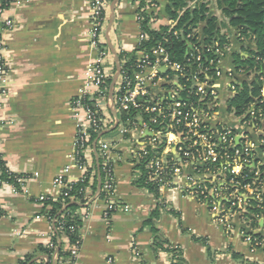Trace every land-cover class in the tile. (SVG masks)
<instances>
[{
	"label": "crops",
	"instance_id": "obj_1",
	"mask_svg": "<svg viewBox=\"0 0 264 264\" xmlns=\"http://www.w3.org/2000/svg\"><path fill=\"white\" fill-rule=\"evenodd\" d=\"M113 2L108 6L102 37L110 50L108 72L115 68L110 74L112 82L117 62L111 46L117 54L132 53L141 32L138 5L133 0H119L112 21ZM150 3L158 5L154 12L160 18L153 30L170 27L166 13L169 0H146L147 5ZM202 3L209 8L208 17L217 19L220 37L230 42L219 59L224 76L218 84V111L211 124L231 130L236 140L262 139L264 120L254 131L245 124L248 112L237 117L228 107L234 97L231 84H241L248 76L236 71L234 55L254 50V39L241 38L218 0H191L188 7ZM91 9L90 0H11L10 7L0 15L3 55L9 70L7 92L0 97V151L12 172L29 176L27 194H16L8 186L0 189V264H19L27 256L35 257L31 264L48 263L38 248L52 244L53 225L43 215L44 204L39 198L59 197L61 190L55 186L58 176L64 175L69 184L83 177L74 158L78 122L72 116L71 103L88 86L89 69L96 57L89 42ZM8 19L13 22L12 29L6 28ZM231 72L236 74L233 82L228 78ZM250 108L254 110L255 106ZM112 113L115 116L113 108ZM112 128L115 130L107 139L119 141L110 155L114 163L113 200L127 210L107 221L104 211L108 201L95 196L87 209L79 210L83 226L76 261L54 259L56 252L52 264H171V253L155 248L154 228L181 251L187 264H264V250L253 252L242 235L244 231L264 235V218L255 227L239 216L221 224L210 206L186 196L177 187L160 189L174 213L162 210L160 218L149 224L157 198L136 186L133 144L121 136L117 125ZM257 160L264 166L263 153L257 152ZM184 172L192 174V168L187 166ZM64 249L70 252V244L65 242Z\"/></svg>",
	"mask_w": 264,
	"mask_h": 264
},
{
	"label": "built area",
	"instance_id": "obj_2",
	"mask_svg": "<svg viewBox=\"0 0 264 264\" xmlns=\"http://www.w3.org/2000/svg\"><path fill=\"white\" fill-rule=\"evenodd\" d=\"M110 1L90 0L92 9L89 42L96 51V57L89 69L88 86L71 103L72 116L78 122L74 158L76 166L83 171L81 179L93 166L91 159L83 163L80 157V154L89 155L92 152L88 146L90 132L102 133L117 125L116 129L120 130L121 136L128 137L133 144L131 153L134 165L135 162L146 158L149 150L154 152L149 162L151 180L158 181L166 178L168 176L166 170H170V181L165 182L160 189L177 187L186 196L207 204L217 214V221L221 224L226 225L235 216L249 221L245 217L248 207V200L245 198L263 203L264 181L257 187L251 185L239 187L238 184V187L233 189L235 182L231 180L228 183L226 173L239 177L245 167L249 166L256 170L255 176H260L264 166L258 163L257 152L264 154V138L255 140L246 137L237 142L231 130L224 126L213 127L211 124V120L215 118L218 111V84L224 76L218 65L225 49H220L216 45L218 59L212 60L208 67L199 63L197 69L194 70L196 65L194 53L189 55L186 63H177L171 60L164 45L159 44L148 53L138 54L132 78L126 77L123 83L122 95L115 100L113 90V99H110L111 96L107 97L106 87L110 78L107 65L110 54L102 40ZM156 10H158V5L155 3L146 5L142 10L147 14L154 13L147 25L152 30L153 26L160 22L159 15L154 12ZM137 19L141 26L138 45L140 46L148 40V35L143 28L144 18L139 12H137ZM169 20L170 29H172L177 23L175 20ZM5 25L7 29H12V20H6ZM156 31L160 32V29ZM3 50L4 45L0 41V97L7 92L9 73ZM200 60L201 56L198 55L196 61L200 62ZM235 75V72H231L228 78L233 82ZM181 78H186L190 84L182 83ZM239 85L238 82L231 84L234 95ZM120 91L116 89V92ZM191 95L198 98L196 103L191 104ZM89 102L92 103V107L88 106ZM106 105L111 106L117 116L105 117ZM132 109L140 114L150 115L149 121L140 116L134 121L129 120L122 123L118 115ZM262 120H264V113L257 112L256 108L254 110L250 108L245 124L257 131ZM152 125L157 127L153 128ZM219 128L222 130L220 131ZM118 142L105 137L97 140L98 156L103 159L104 165L108 166L106 168L107 181L104 186L106 192L115 191L114 163L110 160V155ZM227 146L231 148L242 146L244 153L236 150L232 156L225 152L222 154V148L225 149ZM171 154L173 156H170ZM218 163L221 164L220 168L215 165ZM206 165H212V168L209 167L201 172L199 168ZM187 166L192 168V174H185L184 168ZM28 181L29 178L19 179L20 189L12 185L5 184L4 186L11 187L16 194H27ZM207 184L210 188H207ZM55 186L61 190L59 196L64 195L67 199H73L69 194L71 184L66 181L64 175L55 179ZM46 197L41 196L39 201L43 203ZM261 208L264 211V206ZM124 210L127 208L116 203L112 193L104 211V218L110 221L113 216L111 212L115 211L116 214ZM261 218H264V214ZM242 235L253 252L259 249L264 250V238L257 237L252 231H244ZM79 248V243L70 245L69 260L71 263L76 261ZM54 259H57V254L54 255Z\"/></svg>",
	"mask_w": 264,
	"mask_h": 264
},
{
	"label": "trees",
	"instance_id": "obj_3",
	"mask_svg": "<svg viewBox=\"0 0 264 264\" xmlns=\"http://www.w3.org/2000/svg\"><path fill=\"white\" fill-rule=\"evenodd\" d=\"M133 1L138 5L140 16L144 18L143 28L148 35V40L138 46L132 53L118 52L121 73L115 88V100L122 95L123 83L126 77L130 79L132 78L139 57L138 54L141 52L148 53L152 48L159 44H163L167 49L171 60L181 64L186 63L189 55L194 53V62H196V65L193 69L196 70L199 63L208 67L212 60L218 59L216 45L224 50L230 44L229 40L220 37L217 19L208 17L209 8L205 3L197 5L194 8H189L188 6L191 0H169L166 13L168 17L175 20L177 24L172 29H170V27H162L160 32H158L147 26L149 19L152 17L151 15H154V13L147 14L144 11L142 12L147 5L146 0ZM10 5L11 0H0V15L7 10ZM218 5L224 15L229 18L230 24L239 30L241 38H252L255 42L254 50H245V55H234L236 71H244L248 76L246 80L241 82L237 88L236 94L229 101V111L237 117H243L247 114L250 107L254 105L257 112L261 111L264 113V98L262 96V90L264 89V0H218ZM202 23H205V26L201 27L200 25ZM198 29L201 30L200 33L196 32ZM104 45L108 49L106 44ZM108 51L110 54L109 49ZM198 55L201 56L200 62L196 61ZM112 73H115L114 67ZM181 81L182 83L186 82L187 84H190V82H187L186 78H181ZM111 82L112 75H110L106 85L107 97H110L109 90ZM116 89H120L121 91L116 92ZM197 100L198 98L195 95H191V104L196 103ZM88 106L92 107V103L89 102ZM105 110L107 111L105 112V117H113L110 106L106 105ZM118 116L122 123H126L129 120L134 121V119H138L140 116L146 121H149L150 119V115L144 113L140 114V112L133 109L128 112H121ZM152 127L156 128L157 126L152 125ZM219 130L221 131L222 129L219 128ZM100 134L101 132L91 131L88 146L92 152L89 155L84 153L80 154L83 163L91 159L93 166L89 169L83 179L71 184V191L69 194L73 199H67L64 195H61L58 198L47 196L46 200L43 202V215L47 217L53 225L52 244L49 246H40L38 248V253L47 257V264H52V257L56 252H58L57 258L59 260H65L70 257L71 253L64 249L65 242L70 245L79 243L81 246L83 217L79 214V210L87 209V204L95 196H97L100 201H108L110 195L112 193L114 194V191L106 192L104 190L107 181L106 168H108V166H105L103 159L98 156L97 140L99 139ZM110 134L111 132L105 136H109ZM223 149L224 148H222V152H220L222 154L225 152L230 156H232L236 150H240L244 153L242 146L237 148L227 146V148ZM153 155L154 152L149 150L146 158L135 162L134 165V172L137 176L135 181L136 186L148 190L157 198V206L151 213V218L148 221V223L152 225L155 220L160 218L162 210L174 213L167 202L162 198L160 192V187L165 182L170 181V170H166L168 175L166 178H161L158 181L151 180L149 162ZM170 156L173 155L171 154ZM215 165L219 168L221 167L220 163ZM209 167L212 168V165L200 167L199 170L203 172ZM255 171V169L246 166L242 175L239 177H234L229 173H226V181L228 183H230L231 180L235 182L232 186L233 189L238 187V184L239 187L244 185L257 187L264 181V169L261 170L260 176L258 177L255 176ZM21 178H29V176L12 172L0 151V189L5 184L20 189L18 180ZM206 186L207 188H210L209 184ZM73 201L76 202V204H72ZM247 203L248 207L246 209L247 212L245 217L252 221L254 225L253 227H255L261 216L264 214V211L261 208L264 206V202L259 203V201L255 199H249ZM112 214L114 215L115 211L111 212V215ZM153 230L157 234L155 238V248L171 253V264H187L182 257L181 251L173 248L172 245L159 234L157 229L154 228ZM256 236L264 238V235L259 234ZM34 258V256H27L19 264H31Z\"/></svg>",
	"mask_w": 264,
	"mask_h": 264
},
{
	"label": "water",
	"instance_id": "obj_4",
	"mask_svg": "<svg viewBox=\"0 0 264 264\" xmlns=\"http://www.w3.org/2000/svg\"><path fill=\"white\" fill-rule=\"evenodd\" d=\"M118 1L119 0H114V2L112 4V21H113V19L115 17V9H116V5H117ZM111 50H112L113 55H114V57L116 59V62H117V72H116V75H115V77L113 79V82H112V85H111V91H110V96L113 99V88H114V86H115V84H116V82H117V80H118V78L120 76V73H121V64H120L119 56H118L116 50L112 46H111ZM114 115L117 116V114H116L115 111H114ZM114 130H115V128H111V129H108V130L102 132L100 134L99 138L105 136L106 134H108L110 132H113ZM237 142H239V140H237ZM72 204H76V203L74 202Z\"/></svg>",
	"mask_w": 264,
	"mask_h": 264
},
{
	"label": "rangeland",
	"instance_id": "obj_5",
	"mask_svg": "<svg viewBox=\"0 0 264 264\" xmlns=\"http://www.w3.org/2000/svg\"><path fill=\"white\" fill-rule=\"evenodd\" d=\"M105 138H108V136H105Z\"/></svg>",
	"mask_w": 264,
	"mask_h": 264
}]
</instances>
